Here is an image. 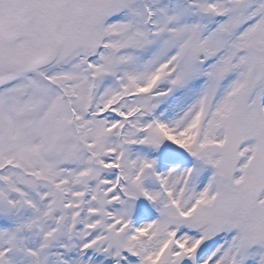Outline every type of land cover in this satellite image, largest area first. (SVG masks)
Returning <instances> with one entry per match:
<instances>
[{
  "label": "snow or ice",
  "instance_id": "6c2138e0",
  "mask_svg": "<svg viewBox=\"0 0 264 264\" xmlns=\"http://www.w3.org/2000/svg\"><path fill=\"white\" fill-rule=\"evenodd\" d=\"M0 264H264V0H0Z\"/></svg>",
  "mask_w": 264,
  "mask_h": 264
}]
</instances>
